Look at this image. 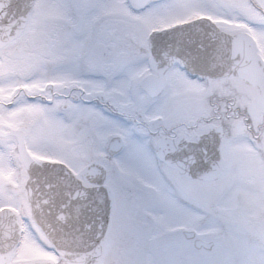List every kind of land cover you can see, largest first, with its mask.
Instances as JSON below:
<instances>
[{
  "label": "snow or ice",
  "instance_id": "obj_1",
  "mask_svg": "<svg viewBox=\"0 0 264 264\" xmlns=\"http://www.w3.org/2000/svg\"><path fill=\"white\" fill-rule=\"evenodd\" d=\"M0 264H264V0L0 19Z\"/></svg>",
  "mask_w": 264,
  "mask_h": 264
},
{
  "label": "water",
  "instance_id": "obj_2",
  "mask_svg": "<svg viewBox=\"0 0 264 264\" xmlns=\"http://www.w3.org/2000/svg\"><path fill=\"white\" fill-rule=\"evenodd\" d=\"M24 2L25 0H0V19L18 13L20 11V6ZM161 35L166 36L167 34Z\"/></svg>",
  "mask_w": 264,
  "mask_h": 264
}]
</instances>
